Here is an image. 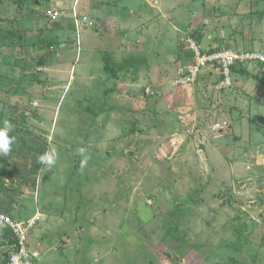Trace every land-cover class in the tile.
<instances>
[{"label": "rangeland", "instance_id": "374dc122", "mask_svg": "<svg viewBox=\"0 0 264 264\" xmlns=\"http://www.w3.org/2000/svg\"><path fill=\"white\" fill-rule=\"evenodd\" d=\"M91 1L136 0H0V211L37 220V264H264V64L224 92L214 66L184 78L190 39L264 55V0H144L148 29L108 32ZM110 54L142 64L111 78Z\"/></svg>", "mask_w": 264, "mask_h": 264}, {"label": "built area", "instance_id": "2783aa9c", "mask_svg": "<svg viewBox=\"0 0 264 264\" xmlns=\"http://www.w3.org/2000/svg\"><path fill=\"white\" fill-rule=\"evenodd\" d=\"M57 15L52 16V20H57ZM74 21L78 31L85 23H92L87 17H80L77 11L74 14ZM190 45V51L188 53L193 54V59L196 57V61L189 67V72L184 78L188 82H193L200 75L199 73L207 66H214L221 71L222 77L220 85L221 89L232 84L233 80V68H246L248 64L264 63V55L255 51H238L225 49L223 51L209 54L204 53L201 46L195 40H188ZM241 66V67H240ZM219 85V86H220ZM222 124H217V129H222ZM0 220L8 226L16 240L14 250L10 255V259L7 264H37L41 259L40 252L30 245V231L36 225V220L33 219L26 223L15 221L10 216L0 213Z\"/></svg>", "mask_w": 264, "mask_h": 264}, {"label": "crops", "instance_id": "0c3cea01", "mask_svg": "<svg viewBox=\"0 0 264 264\" xmlns=\"http://www.w3.org/2000/svg\"><path fill=\"white\" fill-rule=\"evenodd\" d=\"M143 1L144 0H136V1H132L134 2V4L131 6V8H125L123 6H121L118 2H114V4L112 5H103L101 6L102 4H100V6L97 7V4L94 3V1H91L90 5H88L87 3L85 4V8L92 11V12H95L97 14V23L99 22V26H102V24L106 27V32L110 31V30H113L115 28V30L120 27L118 26H114L115 24H113L112 22L114 21H111L109 20L110 18H113V19H117V18H121V16L124 14H128V13H132L131 16L129 17V21H128V24L129 26L132 24L131 28L130 29H135V28H142L143 27V24H146V26L144 27L145 29H148V26H151L147 23V19L150 17H152L153 15L151 14L153 12V9L150 8L149 11L145 10L143 7H142V4H143ZM146 2V1H145ZM147 3V2H146ZM60 6H61V3H59ZM131 5V3H130ZM128 9V10H127ZM99 11V13H98ZM158 16H159V11H154ZM135 13V14H134ZM154 14V16L156 15ZM89 16V15H88ZM148 16V17H147ZM60 18V17H59ZM154 20V18H153ZM56 22H60L61 23V20L59 19L58 21ZM64 22V21H63ZM55 23V22H54ZM72 23V22H71ZM102 23V24H101ZM148 24V25H147ZM56 27L58 28V30L60 31H63V32H66L68 31L67 27H65L64 24H59V26L56 25ZM154 27H158V25H155ZM101 28V27H100ZM98 28V30H96V37L98 36L102 42H103V39H102V32H104L102 29ZM122 29V28H121ZM114 30V31H115ZM56 31V30H55ZM73 31V30H71ZM127 32L126 35H129L131 33V30L129 31H125ZM136 32V31H135ZM105 33V32H104ZM58 38H59V35H57ZM99 39V41H100ZM101 43V42H100ZM103 44H105L103 42ZM165 50V49H164ZM162 51V50H161ZM106 62H104L105 64ZM117 63V62H116ZM4 166V165H3ZM4 168V167H2ZM8 169V166H5V169ZM4 169V170H5ZM9 172V169L8 171ZM34 219V218H33ZM31 221V220H30ZM2 222H0V228L2 226ZM4 227V225H3Z\"/></svg>", "mask_w": 264, "mask_h": 264}, {"label": "trees", "instance_id": "16d2710c", "mask_svg": "<svg viewBox=\"0 0 264 264\" xmlns=\"http://www.w3.org/2000/svg\"><path fill=\"white\" fill-rule=\"evenodd\" d=\"M19 1L20 0H14V2L15 3H19ZM200 46H201V48H202V45H201V42H199V41H196ZM202 50H203V52L205 53H209V54H214V53H217V52H220V51H223V50H225V49H221V48H215V49H209V50H204L203 48H202ZM115 54H110V55H107V60H105V64H104V71L111 77V78H118V76H119V74H120V72L121 71H123V70H129L131 67H133L134 69H135V71L136 70H138V68H139V66L138 65H141L142 64V61H140V57H138V58H134V59H124V61L122 62V64H120V63H115L114 61H113V59H114V56ZM191 56H194L193 54H190ZM190 56V57H191ZM262 64H264V63H260V65H262ZM128 65V66H127ZM241 67V66H240ZM244 70H246L245 69V67H241V68H239L238 66L237 67H234L233 68V73L234 74H236V72H245ZM246 73V72H245ZM107 76V75H106ZM109 78V77H108ZM223 78V77H222ZM225 90V89H224ZM222 92H224L223 91V89L221 90ZM90 110V109H89ZM0 161H2V163L4 164V166L2 165V167H4V168H1V170H4L5 169V166H8L7 165V163L5 162V160H3V159H1L0 158ZM7 169V168H6ZM5 169V170H6ZM0 213L1 214H4V215H7V216H10V215H8V214H6V213H4V212H2V211H0ZM11 218H13L12 216H10ZM14 219V218H13ZM15 220V219H14ZM16 221V220H15ZM0 222H2L1 220H0ZM2 224L4 225V223L2 222ZM4 226H6V225H4ZM8 229H10L8 226H6ZM10 231H11V229H10ZM11 236H12V238H10V240H8V242H7V244L10 246V249H12V250H10V253H9V255H8V257H7V259H6V261H5V263L4 264H7L8 263V261H9V257H10V255H11V253L13 252V250H14V246H15V243H16V240H15V238H14V236H13V234H12V231H11ZM29 239H30V237H29Z\"/></svg>", "mask_w": 264, "mask_h": 264}, {"label": "clouds", "instance_id": "9594fccd", "mask_svg": "<svg viewBox=\"0 0 264 264\" xmlns=\"http://www.w3.org/2000/svg\"><path fill=\"white\" fill-rule=\"evenodd\" d=\"M3 123L4 127L0 128V152L7 154L11 150V145L15 143V137L8 136V133L13 130L14 126L8 120H5ZM84 151V149H80L81 153H84ZM88 158L90 157H86L85 160L81 162V168L86 165ZM54 159V154L46 153L45 155L40 157V162L51 165L54 163Z\"/></svg>", "mask_w": 264, "mask_h": 264}]
</instances>
